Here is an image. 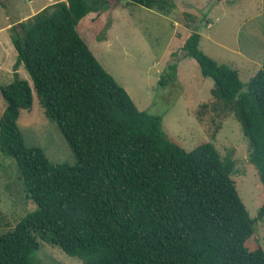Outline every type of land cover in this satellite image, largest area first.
<instances>
[{
	"label": "trees",
	"instance_id": "trees-1",
	"mask_svg": "<svg viewBox=\"0 0 264 264\" xmlns=\"http://www.w3.org/2000/svg\"><path fill=\"white\" fill-rule=\"evenodd\" d=\"M129 1L159 10L170 3ZM107 3L57 0L10 26L16 54L13 79L0 85V149L16 160L36 207L0 233V264H36L38 236L82 264H264V248L246 245L255 219L264 217V58L243 88L235 69L200 50L199 32L180 46L213 81L210 94L247 140L263 186L250 217L230 176L232 158H220L207 141L187 150L173 142L162 115L140 110L80 36L79 21ZM174 67H165L168 80ZM33 89L74 164L54 163L43 147L25 142L17 119L32 106Z\"/></svg>",
	"mask_w": 264,
	"mask_h": 264
},
{
	"label": "rangeland",
	"instance_id": "rangeland-1",
	"mask_svg": "<svg viewBox=\"0 0 264 264\" xmlns=\"http://www.w3.org/2000/svg\"><path fill=\"white\" fill-rule=\"evenodd\" d=\"M54 1L0 0V85L13 79L16 52L10 26ZM77 30L136 106L162 115V131L173 142L187 150L207 141L220 158H232L230 176L248 215L254 216L263 199V186L249 160L240 123L210 94L213 81L200 72L193 58L182 54L180 46L186 35L196 30L200 50L216 63L235 69L245 88L264 58V0H170L163 10L129 0H108L102 11H90L82 18ZM171 61L175 77L168 80L165 67ZM17 70L32 84L21 64ZM162 77L164 84L159 83ZM32 91V106L21 108L17 119L25 142L43 147L54 163L74 164L73 151ZM5 107L0 92V115ZM35 207L27 197L16 160L0 149V233L12 229ZM254 222V235L246 245L264 248V217ZM38 239L36 264H82L60 246Z\"/></svg>",
	"mask_w": 264,
	"mask_h": 264
}]
</instances>
